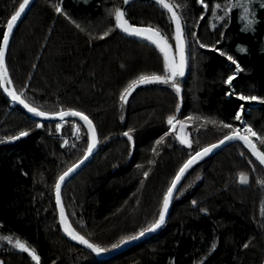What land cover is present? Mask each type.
Here are the masks:
<instances>
[{"label":"trees","instance_id":"obj_1","mask_svg":"<svg viewBox=\"0 0 264 264\" xmlns=\"http://www.w3.org/2000/svg\"><path fill=\"white\" fill-rule=\"evenodd\" d=\"M22 2L0 0V46L7 20ZM169 2L180 4L176 10L186 40V73L177 77L180 93L170 85L152 83L138 85L127 103L120 100L140 74H163L164 68L163 53L155 45L115 27L117 8L134 25L158 28L175 50L170 14L152 0H36L7 54L14 87L29 104L48 112L71 107L95 123L100 151L67 183L62 197L73 227L107 251L158 218L179 168L195 151L231 131L219 121L240 125L234 116L241 104L247 124L264 135V103L236 96L243 92L264 97L260 0L254 3V30H245L246 22L239 18L242 9L234 8L223 20L213 18V12L224 15L229 0H206L207 9L198 0ZM216 3L222 7L215 9ZM57 6L63 11L57 12ZM21 36L24 48L19 46ZM228 55L243 68L231 86L225 80L235 65ZM64 62L67 68L62 71ZM169 115L205 117L208 122H187L189 147L179 140L180 125L173 131L167 123ZM130 130L131 140L124 135ZM21 131L28 135L20 137ZM12 136L18 138L7 139ZM90 142L82 122L34 120L0 84V237L26 241L39 254L40 264H264V167L242 142L191 170L168 221L146 242L108 260L73 243L60 225L55 184L87 154ZM255 142L264 151V143ZM241 172L248 174L247 184L240 183ZM0 260L36 264L29 253L4 239Z\"/></svg>","mask_w":264,"mask_h":264},{"label":"snow or ice","instance_id":"obj_2","mask_svg":"<svg viewBox=\"0 0 264 264\" xmlns=\"http://www.w3.org/2000/svg\"><path fill=\"white\" fill-rule=\"evenodd\" d=\"M129 0H123L124 4H127ZM156 2L161 5L164 9H166L170 13V18L174 21V44L175 50H173V43L169 42V39L166 34H162L161 31L153 27L151 25L147 26H137L129 22L126 18L125 11L121 8H117L115 10V27L121 30L122 32L134 36L137 38L144 39L151 44L155 45V47L163 53V74H157L155 72L151 74H140L136 79L132 80L130 84L124 89L123 93L120 96V100L127 103L128 97L131 95L132 91L138 85H148L152 83H160L164 85H170L177 93H180L181 87L180 83L177 82V77H183L185 74V68L187 65V56H186V42L184 37V30L182 25L181 15L176 11L177 8L180 7L179 4H174L169 2V0H156ZM198 2L203 5L204 9L208 8V4L206 0H198ZM30 0H23L22 3H19L18 10L14 11L11 15L10 19L7 20L6 23V31L2 35V46H0V84H4V90L8 92V95L11 96L13 101H19L25 108L28 109L29 112L35 114L38 117L50 118V117H58L60 121H64L65 117H79L80 120L87 125V131L91 136V142L89 143L86 149V155L76 164H73L69 167L65 172H63L59 178L58 182L55 184V193H56V201L60 206V219L61 224L64 227L65 233L73 240L79 241L81 244L86 245L93 252L100 254L106 252L108 249L101 247L99 244L92 243L90 240L86 239L85 236L81 235L74 227H72L71 222L68 220L67 214L65 213L64 205L61 199V185L64 183L65 179L69 177L77 168H79L80 164H82L85 160L88 159L93 152V149L96 147L98 141L96 126L93 120L85 114L83 111L74 109V108H63L61 107L59 111L56 112H48L41 111L40 108L34 107L29 104L26 100L22 98L20 94H17L15 89L9 90L7 85L11 83V79L7 74V66L5 63V52L8 47L10 35L13 32V28L16 25L17 21L21 18L22 13L25 12V9L29 6ZM254 3L255 0H229V3L223 5L224 15L217 16L215 12H213V18L223 20L224 16H227L234 8L242 9V15L239 17L242 22L245 23V30H254L255 23V11H254ZM261 6H264V0H260ZM222 7L221 3H216L214 5L215 9H220ZM57 12L63 11V9L59 6L56 7ZM79 27V25H77ZM105 37L109 35V32H104ZM201 47H215L214 45H206L202 44ZM216 51L224 53L220 49H216ZM227 59L231 61L235 65V69L232 74L228 75L225 83L228 85H232V81L235 78V75L243 71L241 65L232 57L231 55L227 56ZM241 101H258L264 103V97L257 95H245L243 92L236 94ZM179 109H177L178 111ZM244 112V105L241 104L239 110L234 116L235 120L241 121L243 124V128L234 126L231 123H225L224 121H219L220 124L223 125L224 128L231 129L226 135L223 136L221 140L217 143L209 144L206 147L201 148L198 151H195L193 155L186 160L183 165L179 168V171L175 175L172 180L170 187L163 198L162 210L160 211L158 218L155 219L148 227L143 228L136 235L124 236L120 239L119 243L112 244V248H117L120 245L137 239L138 237H143L146 233L154 232L158 228H160L164 222L165 217L168 212V208L173 197L174 192L177 189V185L180 183L181 178L187 172L189 168L192 167L197 160L203 158L208 155L213 149L218 148L221 144H224L225 141L239 140L242 141L247 148L251 151V153L259 160L260 164L264 165V151H261L260 148L257 147L256 142L253 140V137L260 140L261 143H264V135L257 133L250 124H247L242 119V114ZM200 119L205 120L207 123L208 120L205 117H193L188 116L184 119H177L176 115H169L167 117V123L172 127V130H176V125H180V133L179 140L182 144H186L191 147L192 141L187 138V134L184 132V127L188 121ZM211 123L215 124L217 121L212 120ZM43 124H38V127H43ZM57 127H62V124H58ZM80 127L77 125V132H79ZM28 135L27 131H21L19 133L20 137ZM125 136L132 139L131 130L124 133ZM18 137L12 136L7 137V139L15 140ZM79 138V137H78ZM67 144V140L64 142ZM159 143V141H157ZM145 176L148 175L147 172L144 173ZM239 181L242 184H247L249 182L248 174L245 172L239 173ZM260 183L264 185V180H261ZM196 202L193 201V204ZM204 211H207L205 209ZM0 239L7 240L8 243L13 244L18 249H21L30 254L31 258L36 261V264H40V256L35 250V248L29 247L26 241L21 240L20 238H16L13 240V237L6 236L0 237ZM215 248V244L212 246ZM245 248L248 247V244L244 245Z\"/></svg>","mask_w":264,"mask_h":264},{"label":"water","instance_id":"obj_3","mask_svg":"<svg viewBox=\"0 0 264 264\" xmlns=\"http://www.w3.org/2000/svg\"><path fill=\"white\" fill-rule=\"evenodd\" d=\"M152 1H155V2H156V0H152ZM35 2H36V0H30L29 6L25 9V12L22 13L21 18L17 21L16 25H15L14 28H13V32H12V34L10 35V38H9L8 47H7V50H6V52H5V63H6V60H7V54H8V50H9V47H10V43H11L12 37H13L15 31L17 30V28L19 27V25L22 23V21L26 18V16L28 15V13H29V12L31 11V9L34 7ZM176 11H177V10H176ZM169 14H170V13H169ZM182 25H183V22H182ZM173 26L175 27L174 21H173ZM183 30H184V26H183ZM184 37H185V36H184ZM185 42H186V40H185ZM186 56H187V53H186ZM6 66H7V64H6ZM186 68H187V65H186ZM186 68H185V73H186ZM7 74H8V76H9L10 79H11V76H10V73H9V71H8V68H7ZM3 87H4V84H3ZM7 87H8L9 90L15 89L14 84H13V82H12V79H11V83L8 84ZM15 91H16V89H15ZM5 92H6V91H5ZM16 92H17V91H16ZM6 93L8 94V92H6ZM17 94H18V93H17ZM8 96H9V95H8ZM9 98L12 99L11 96H9ZM14 102L17 103V104H18V105H19V106H20V107H21V108H22V109H23V110L29 115V117L32 118V119H34V120H37V121H40V122H43V123H45V122H62V121H60V119H59L58 117H50V118L38 117V116H36L35 114L29 112L27 108H25L22 104L19 103V101H14ZM67 120H77V121H80V122H82V123L84 124V122H83L82 120H80L79 117H65V120H64V121H67ZM64 121H63V122H64ZM94 124H95V123H94ZM85 125H86V124H85ZM86 126H87V125H86ZM96 131H97V137H98V141H99V142L97 143L96 147L93 149L92 154H91L90 156H88V159L85 160L82 164H80L79 168H77V169L75 170V172H73L69 177H67V178L65 179L64 183L61 185V199H62V202H63L62 193H63L64 187L67 185L68 182H70L73 178H75L77 175H79V174H80V173H81V172H82V171H83V170H84V169H85V168H86V167H87V166L93 161L94 157H95V156L99 153V151H100V148H101V141H100V136H99V133H98L97 128H96ZM253 140H254V139H253ZM254 141H255V140H254ZM238 142H242V141H239V140L225 141L224 144H221L218 148L213 149V151L210 152L208 155H206V156H204L203 158L197 160V162L194 163V164L192 165V167L189 168V169L187 170V172H186V173L184 174V176L181 178V181H180V183L177 185V189H176V191H175L174 194H173V197H172V199H171V202H170V205H169V208H168L167 215H166V217H165V222H164V224H163L160 228H158L156 231H154V232H150V233H146L143 237H138V238L135 239V240L128 241V242H126V243L120 245L119 247H117V248L111 250V251H106V252H104V253L97 254V253L93 252L91 249H89L86 245L81 244V243H80L79 241H77V240H73L71 237H69V236L67 235V233H65V231H64V227H63V225L61 224V219H60V206H59V204H58L57 201H56V204H57V210H58V215H59V220H60V225H61V228H62L64 234H65V235L68 237V239H70L73 243H76V244L79 245L80 247H82V248L88 250L89 252L93 253L98 259H101V260H108V259L114 258V257H116L117 255L123 253L124 251H126V250H128V249H130V248H132V247H134V246H137V245H139V244H142V243L146 242L147 240L151 239V238L154 237L155 235L159 234L160 231L162 230V228L164 227V225L166 224V222L168 221L169 216H170L171 211H172V208H173L174 201H175V199H176V197H177V194H178V192H179V190H180V188H181V186H182L184 180L186 179V177L188 176V174L191 172V170H192L197 164H199L200 162L204 161V160L207 159L208 157H210V156H212V155H214V154H217V153L221 152L222 150H224V149H225L226 147H228L229 145H231V144H233V143H238ZM215 143H217V142H215ZM242 143H243V142H242ZM212 144H214V143H212ZM257 147H258V145H257ZM258 148H259V147H258ZM260 150H261V149H260ZM256 159H257V158H256ZM257 160H258V159H257ZM258 161H259V160H258ZM259 163H260V162H259ZM261 165H262V164H261ZM262 166L264 167V165H262ZM55 198H56V193H55ZM63 205H64V202H63ZM64 209H65V213L67 214V212H66V208H65V205H64ZM67 217H68V215H67ZM68 220H69V218H68ZM69 221H70V220H69ZM71 225H72V223H71ZM72 227H73V225H72Z\"/></svg>","mask_w":264,"mask_h":264},{"label":"rangeland","instance_id":"obj_4","mask_svg":"<svg viewBox=\"0 0 264 264\" xmlns=\"http://www.w3.org/2000/svg\"><path fill=\"white\" fill-rule=\"evenodd\" d=\"M179 4V3H178ZM180 5V4H179ZM231 14H232V11L229 13V17H231ZM19 46L21 47V48H24L25 47V40H24V37L23 36H21V37H19ZM62 65V71H64L66 68H67V63L66 62H64V63H62L61 64ZM237 75H235V77H236ZM237 96V95H236ZM249 102H251V103H253V102H256V101H249ZM245 110V109H244ZM242 119H243V121H247L246 120V118L244 117V113H243V115H242ZM247 123V122H246ZM237 127H241V128H243V124H242V122L240 121V125L239 126H237ZM253 139L255 140V139H257V138H255V137H253ZM101 141V140H100ZM0 264H3V262L0 260Z\"/></svg>","mask_w":264,"mask_h":264}]
</instances>
